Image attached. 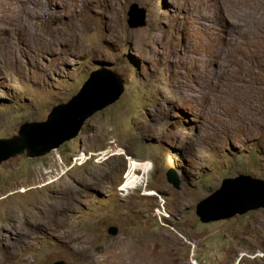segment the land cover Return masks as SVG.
I'll return each mask as SVG.
<instances>
[{"label": "rangeland", "instance_id": "374dc122", "mask_svg": "<svg viewBox=\"0 0 264 264\" xmlns=\"http://www.w3.org/2000/svg\"><path fill=\"white\" fill-rule=\"evenodd\" d=\"M262 25L264 0H0V136L101 65L125 80L75 138L0 164V264H264V208L196 214L224 178L264 179Z\"/></svg>", "mask_w": 264, "mask_h": 264}, {"label": "water", "instance_id": "95a60500", "mask_svg": "<svg viewBox=\"0 0 264 264\" xmlns=\"http://www.w3.org/2000/svg\"><path fill=\"white\" fill-rule=\"evenodd\" d=\"M140 12L138 15L136 12ZM145 12L134 4L128 24L137 28L144 23ZM125 89V80L110 66L91 71L81 88L67 101L54 105L45 120L26 121L16 134L0 136V164L11 157L26 154L39 157L59 148L79 135L87 119L117 101ZM167 180L179 188L181 180L175 171L166 173ZM264 208V179L250 174L226 177L218 189L202 198L196 214L202 222L227 219L236 214ZM117 226L108 232L117 234ZM52 264H66L56 260Z\"/></svg>", "mask_w": 264, "mask_h": 264}, {"label": "bare ground", "instance_id": "6f19581e", "mask_svg": "<svg viewBox=\"0 0 264 264\" xmlns=\"http://www.w3.org/2000/svg\"><path fill=\"white\" fill-rule=\"evenodd\" d=\"M261 14V13H260ZM263 18V17H262ZM261 19V18H260ZM257 23H259V22H257ZM244 24V23H243ZM264 25H262V27H263ZM261 27V26H260ZM259 28V27H258ZM264 28V27H263ZM242 29H244V28H242ZM257 29V28H256ZM260 30V29H259ZM11 211H13V210H11ZM16 212V211H15ZM16 215V214H15ZM11 216V215H10ZM16 246L15 245H12L11 246V248H10V253H12V254H16ZM252 259V258H251ZM110 264H114V263H110Z\"/></svg>", "mask_w": 264, "mask_h": 264}, {"label": "clouds", "instance_id": "9594fccd", "mask_svg": "<svg viewBox=\"0 0 264 264\" xmlns=\"http://www.w3.org/2000/svg\"><path fill=\"white\" fill-rule=\"evenodd\" d=\"M83 154V156H82V158H83V162H81V163H84V162H86L88 159H89V156H86L84 153H82ZM81 155V154H80ZM79 155V157L78 158H80L81 156Z\"/></svg>", "mask_w": 264, "mask_h": 264}]
</instances>
